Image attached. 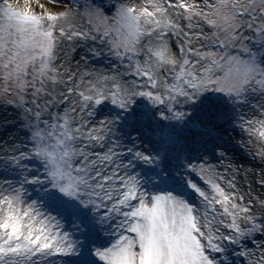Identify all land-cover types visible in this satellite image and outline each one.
<instances>
[{
	"label": "snow or ice",
	"instance_id": "obj_1",
	"mask_svg": "<svg viewBox=\"0 0 264 264\" xmlns=\"http://www.w3.org/2000/svg\"><path fill=\"white\" fill-rule=\"evenodd\" d=\"M0 177V264H264V0H0Z\"/></svg>",
	"mask_w": 264,
	"mask_h": 264
},
{
	"label": "bare ground",
	"instance_id": "obj_2",
	"mask_svg": "<svg viewBox=\"0 0 264 264\" xmlns=\"http://www.w3.org/2000/svg\"><path fill=\"white\" fill-rule=\"evenodd\" d=\"M104 57L105 56H103L102 58H98L99 59V61H100V67H104L105 65H107L108 64V59H107V56H106V59L104 60ZM93 62H95V61H93ZM3 177H0V179H2Z\"/></svg>",
	"mask_w": 264,
	"mask_h": 264
}]
</instances>
